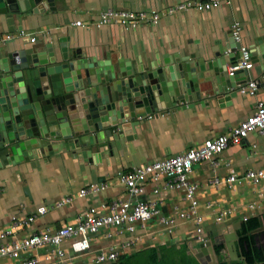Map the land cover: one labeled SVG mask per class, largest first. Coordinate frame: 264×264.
<instances>
[{
	"label": "crops",
	"instance_id": "0c3cea01",
	"mask_svg": "<svg viewBox=\"0 0 264 264\" xmlns=\"http://www.w3.org/2000/svg\"><path fill=\"white\" fill-rule=\"evenodd\" d=\"M51 1L49 4L45 0L37 1L41 7L36 6L35 10L33 7L23 11L6 8L0 12V35H12L10 40L0 44V58L17 51L37 54L36 59L46 62L40 65V69L49 67L56 72L61 64L71 63L78 74L79 61L90 66L95 63L98 68L103 64L104 72L109 64L115 67L128 64L134 73L135 66L146 67L148 61L162 64L167 59L174 62L180 81L183 76L187 78L188 65L191 70L199 65L203 71L196 69L193 72L196 80L193 88L199 97L193 94L192 98L181 102L172 95L170 107L148 111L140 118L128 110L129 118L125 122L120 120L117 111L115 124L109 119L108 126L94 131L95 134L89 133L92 136L101 133L94 143H62L50 137V142L43 144L41 139L46 140L45 136L35 140L28 138L29 144L21 142L19 152L14 154L17 160L0 164V230L12 225V217L35 216L29 223L15 228L7 240H20L33 232L72 223L87 207H96L118 196L129 198L126 186L118 178L120 173L182 153L205 139L227 133L255 109L257 101L264 102V63L260 65L261 74L256 69L258 64L252 60V69L234 74L235 82L241 83L244 79L257 82L253 95L239 93L236 83L217 91L216 76L208 67L216 59L222 60L220 56L224 52L221 51L226 46H229L227 51L236 49L231 40V27L235 22L240 26L242 46L246 45L252 52L256 50L257 57L262 56L256 41L264 38V0H222L219 6L210 10L193 8L172 14L166 13L165 9L183 0ZM108 7L155 9L161 12V17L155 24L144 23L136 28L119 24L94 26L92 23L99 13ZM77 20L82 26L75 24ZM31 37H35V41H30ZM180 65L183 71L179 70ZM231 66V62H225L224 71ZM204 71L210 74L203 79L200 74ZM179 89L183 96L185 86L180 84ZM72 113H75V124L79 123L76 111ZM108 129L111 131L109 136L103 132ZM9 156L12 157L10 149ZM250 169H264V135L257 131L237 143H230L215 157V164L209 161L195 163L188 175L189 180L197 185L198 213L202 216L205 239L213 243L215 256V246L222 245L216 256L217 262L219 258L226 263L232 262L225 260L227 255L222 240L223 234L232 231L235 223L242 224L244 220L256 217L259 227L264 226V178L255 183L244 177ZM229 175L236 179L227 181ZM166 179L163 176L158 181H145L141 183L143 192L140 195H130L132 199L155 203L158 213L144 225H137L134 231L126 227L121 230L113 226L103 227L90 236L89 250L78 255L72 251L70 241L64 240L59 248L65 252L66 258L70 262L85 264L96 253L110 247L130 254L148 247L183 243L193 255L201 243L193 237V222L177 218L179 211L188 212L190 203L185 197V189L166 188ZM89 185H97L98 189L81 194L80 190ZM67 197H71L69 203L57 205ZM40 206L47 207L44 214L36 212ZM161 216L171 217L176 222L167 228L160 221ZM252 232L264 243V230ZM238 243L239 240L236 242L239 250ZM34 256L39 264H50L57 259L56 247H34L22 252L19 259L1 257L0 264H21V259Z\"/></svg>",
	"mask_w": 264,
	"mask_h": 264
},
{
	"label": "water",
	"instance_id": "95a60500",
	"mask_svg": "<svg viewBox=\"0 0 264 264\" xmlns=\"http://www.w3.org/2000/svg\"><path fill=\"white\" fill-rule=\"evenodd\" d=\"M37 1L40 0H0V12H4L6 8L23 11L33 7L35 10L36 6L41 7ZM45 2L49 4L52 1L45 0ZM256 42L262 56L257 57L254 50L255 52L250 51V58L254 64H258L256 69L258 74H261L260 65L264 63V38ZM233 46L236 49L228 54L224 50L221 51L224 52L220 56L222 60L216 59L208 66L212 70V75L216 76L214 77L216 89L219 92L224 89V86L230 88L235 86V83L239 84L233 77L228 76L226 69L225 74L217 75L220 71L225 72V62L235 65L241 61L239 44L235 43ZM47 47L50 45L48 44ZM64 51L63 57L66 59V50ZM36 57L37 54L27 55L17 51L0 58L1 165L14 163L17 160L14 154L19 152L21 142L29 144V140L45 136L46 140L41 139L43 144L49 143L51 138L56 142L71 141L77 145L94 143L100 138L101 133L94 136L89 133L102 130V127L108 126L111 121L115 124L114 116L117 115V111L120 120L125 122L129 118L128 110L134 112L136 118H140L148 111L153 112L160 107H170L172 95L181 102L192 98L193 94L196 98L199 97V93L193 88L196 82L193 72L195 73L196 69L201 70L199 65L195 66L194 70H191L188 65L187 78L183 76V80L180 81L175 72L174 62L167 59L162 64L148 61L146 67L135 66L134 73L128 64H121L118 67L109 64L104 72L103 64L98 68L93 62L90 66L79 61L81 64L77 62V69L80 70L78 74L76 70L74 72V66L71 63L61 64L56 72L49 67L40 69V65L46 62ZM4 67L9 69H3ZM178 68L183 71L182 65ZM209 74L208 71H204L200 77L203 78ZM180 84L185 86L183 96L180 94ZM75 111L80 118L77 124L74 122L75 113H72ZM109 119L111 121H108ZM103 132L107 136L111 135L109 129ZM9 149L12 157L9 156ZM240 224V222L235 223L232 231L223 234L222 242L227 255L225 260L244 261V264H247L236 246L239 240L237 229ZM260 230H264V226L258 227L254 232ZM193 255L200 264L217 263V255H214L213 243L210 241L200 243L199 250Z\"/></svg>",
	"mask_w": 264,
	"mask_h": 264
},
{
	"label": "built area",
	"instance_id": "2783aa9c",
	"mask_svg": "<svg viewBox=\"0 0 264 264\" xmlns=\"http://www.w3.org/2000/svg\"><path fill=\"white\" fill-rule=\"evenodd\" d=\"M222 0H183L168 6L165 11L172 14L178 10L196 9L198 11L213 9L221 3ZM161 12L159 10H129L119 8L103 9L97 19L92 23L94 26L119 24L127 28L140 27L144 23L155 24L160 20ZM76 25H81V21H75ZM238 24V25H237ZM236 22L232 28V40L239 44L240 60L227 70L228 75H234L239 70H249L253 68L250 51L246 45L241 44L240 26ZM12 38L11 34L0 35V44L7 42ZM30 41H35L31 37ZM257 89V82L251 79H244L237 85V90L241 94L253 95ZM257 131L264 135V102L257 101L255 109L242 119L235 127L227 133H221L215 137L205 139L200 145L191 146L182 153L170 155L162 159L155 160L129 172L120 173L118 178L126 186L129 198L118 196L108 201L100 203L98 206H89L76 215L72 223H66L55 229L47 228L40 232H33L20 240H7L15 228L21 227L33 220L35 214H31L22 219L12 217V225L0 230V258L9 257L19 259L20 254L26 250L41 246L56 247L57 259L50 264H81L70 262L66 258L65 252L59 248L64 240H69L71 249L75 255L82 254L90 248V236L98 233L103 227L113 226L120 230L124 227L129 231H134L137 225L144 223L156 215L158 210L153 201L143 199H132V196H138L143 192L141 183L145 181H158L165 176L166 188H184L185 197L189 201L188 212L179 211L178 219H188L193 222V237L197 242H205L206 236L202 228V216L198 213L196 190L197 185L189 180L188 175L195 163L209 161L215 164V157L226 150L230 143H237L245 139L249 133ZM244 177L250 178L253 182L259 183L264 178V169H250ZM234 175H229L226 180L234 181ZM215 182L217 179L214 180ZM98 189L97 185H89L80 190L85 195L93 193ZM264 191V185L262 186ZM132 195V196H130ZM71 197H67L57 203L61 205L69 203ZM47 211L46 206H40L36 209L37 213L44 214ZM160 221L169 228L175 224V220L168 216H161ZM129 244V243H127ZM127 244L126 247H127ZM123 245V247H125ZM123 254L114 248H108L96 253L92 259L85 264H111L118 260L119 255ZM21 264H39L36 256L21 259ZM83 264V263H82Z\"/></svg>",
	"mask_w": 264,
	"mask_h": 264
},
{
	"label": "trees",
	"instance_id": "16d2710c",
	"mask_svg": "<svg viewBox=\"0 0 264 264\" xmlns=\"http://www.w3.org/2000/svg\"><path fill=\"white\" fill-rule=\"evenodd\" d=\"M259 227L256 217L244 220L237 230L239 235V254L247 264H264V243L252 231ZM222 245L215 246L218 256ZM111 264H200L192 255L186 244L159 245L141 249L130 254H120L117 261ZM216 264H244V261L226 263L222 258Z\"/></svg>",
	"mask_w": 264,
	"mask_h": 264
},
{
	"label": "bare ground",
	"instance_id": "6f19581e",
	"mask_svg": "<svg viewBox=\"0 0 264 264\" xmlns=\"http://www.w3.org/2000/svg\"><path fill=\"white\" fill-rule=\"evenodd\" d=\"M225 53L228 54L230 51H227V48L224 49ZM229 77H233L234 78V75H228Z\"/></svg>",
	"mask_w": 264,
	"mask_h": 264
}]
</instances>
